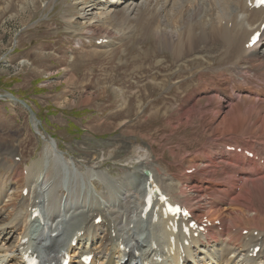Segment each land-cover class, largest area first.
<instances>
[{"label":"bare ground","instance_id":"6f19581e","mask_svg":"<svg viewBox=\"0 0 264 264\" xmlns=\"http://www.w3.org/2000/svg\"><path fill=\"white\" fill-rule=\"evenodd\" d=\"M137 1L97 0L89 6L87 13H81L80 19L89 27V31L99 30L104 24L111 25L115 31H105L106 37L110 39L116 34L126 35L134 25L141 24L139 32L144 33L143 36H155L158 46L165 44L173 52L170 53L175 57L174 61L202 53L204 56L201 59L210 61L201 73H204L205 78V73H213L214 79L212 83L202 84L195 93L185 97L184 102L188 105L177 111L178 120L187 124L198 120L206 124L207 128L208 124L217 121L212 131L220 132L222 139L233 135L232 129L236 127H230V122H242L245 123V133L249 131L251 137H244L241 145L234 142V137L228 139L235 149L241 148L240 152L225 149L198 152L191 168L192 171H197L184 174L186 180L174 177L180 174H170L166 169L165 172L158 167L151 154L136 163L137 169L148 172L147 176L133 178L132 167H129L127 176L113 181L95 171L86 157L83 158V164L72 161V167L64 157L57 155V146L52 151H44L40 161L27 167L26 197L21 201L19 214L8 222V215L3 217L2 203L13 192L9 183L2 182L0 185V243H4L0 244V264H11L16 260L23 264L22 257L29 251L36 255L41 264L54 261L61 254L68 256V264H83L82 257L87 255L92 256L90 264H264V230L257 225L264 223V216L254 203L257 192L264 190V55L255 59L257 46L264 42V29L257 44L252 48H245L249 37L260 30L264 22V8L250 9L246 3L253 0H210L201 3V0H142L143 4H138L140 1ZM132 3L135 5L131 6ZM184 5L189 6L188 11L183 12ZM168 6V12L161 16ZM165 16L169 17L166 23L161 21ZM166 24H169L170 32L167 31L169 28L166 29ZM100 37L103 36H96L95 39ZM246 65L252 67L251 78L260 79L262 84L247 83L249 74L242 69ZM236 69L243 74L242 82L235 83L236 91L231 97L227 95L230 91L226 90V86L233 83ZM185 84L186 82L178 83L176 87L183 88ZM241 85L245 88L242 89ZM196 91L202 94L212 93L214 101L212 97L206 98ZM8 95L3 97L7 98ZM235 95L238 100L233 102ZM203 98H206L205 107L197 109L201 103L198 101ZM8 99L16 103L10 95ZM242 108L246 110L241 111ZM201 112L207 114L201 115ZM30 119L36 125L34 114ZM36 130L38 131L37 126ZM217 138L220 140L213 139L216 146L222 141L218 135ZM256 139L259 141L257 147L261 149L258 155L251 151V140ZM124 149L121 146L119 150ZM245 152L252 153V158H247ZM113 153L114 156L121 155L118 151ZM142 153L143 156L146 155L144 151ZM124 158L126 157H122ZM126 159L131 160L128 156ZM44 160L47 162L45 167ZM172 163L179 165L176 159ZM218 163L224 164L226 170L217 173L215 169L218 168ZM80 167L86 170H81ZM199 167H202L201 170ZM51 174L52 177L55 174L54 177L64 184V190L58 182L52 185V181H48ZM150 178L171 203L182 205L190 211V220L199 221L206 217L211 223L207 232H198L194 236L197 232L194 229L188 237L180 232L171 235L165 229L166 220L159 218L156 223H151L149 216L141 217L143 193ZM96 179L105 183L99 196L90 199L93 194L88 195V184L94 188L93 181L97 182ZM199 179L201 184L198 187ZM203 181L206 182L205 185ZM185 190L187 193L192 191L195 197L203 199L205 206H199L196 211ZM65 191L67 194L64 197ZM57 193L61 195L57 196ZM154 206L159 204L155 201ZM35 212L38 215L32 219ZM98 218L100 223H96ZM215 221L219 222L218 226L214 225ZM243 230H247L246 235H241ZM255 231L256 236L253 235ZM171 236L175 241L174 251L171 250ZM8 243L12 245L6 247ZM256 247L260 249L253 256Z\"/></svg>","mask_w":264,"mask_h":264},{"label":"rangeland","instance_id":"374dc122","mask_svg":"<svg viewBox=\"0 0 264 264\" xmlns=\"http://www.w3.org/2000/svg\"><path fill=\"white\" fill-rule=\"evenodd\" d=\"M96 1L0 0V185L2 182L9 183L13 192L2 203L3 217L8 215L6 222L14 217L22 198L26 196L22 195L25 177L22 171L25 172L29 165L40 161L44 151H52L56 146L59 151L57 155L64 157L67 162L83 164V158L86 157L95 171L103 175L110 172L108 175L113 181L127 176L129 167H132L133 178L143 177L145 169H137L136 163L150 154L158 167L170 174H180L174 177L186 180L184 171L193 167L198 152L207 149L214 151L221 143L232 146L228 140L230 137H234V142L240 145L244 137H251L245 133V123L230 122L229 126L237 129H232L234 131L230 132L233 135L225 136L216 146L213 139H218L220 132L212 129L217 121L208 124V128L198 120L188 124L180 122L177 111L188 105L184 102L185 97L202 84L212 83L214 79L213 73H205V76H210L207 79L201 73L208 67L210 60L201 59L204 55L199 52L193 57L186 53L187 57L174 61L173 52L165 44L158 46L155 36H143L144 33L139 32L141 24L134 25L128 34H116L111 39L105 35V31H115L111 25L104 24L99 30L89 31V27L80 19L81 13H87L89 6ZM139 1L138 4L144 3ZM209 1L201 0L200 3ZM134 5L132 3L131 6ZM169 7L163 10L161 16L168 12ZM186 10H189L188 5H184L183 12ZM168 18L162 17L161 21L166 23ZM166 25V29L170 27ZM170 29L167 31L170 32ZM96 36H103L110 43L96 46ZM200 42L204 43L202 40ZM256 55L255 59L264 55V43L257 49ZM242 69L249 74V85L262 84L260 79L251 78L252 67L246 65ZM238 71L241 70L236 69L233 73L236 78L226 86L227 91H236L235 83L242 82L243 74ZM183 82H186L183 88L176 87ZM6 94L23 100L29 106L38 121L36 125L22 105L13 103L8 99L9 95L3 97ZM197 94L212 97V93ZM206 98L198 101L201 103L197 109L205 107ZM244 108L241 111L246 110ZM203 114L207 113L201 112ZM34 125L39 133L35 131ZM251 141V151L258 155L261 150L257 147L259 141ZM121 146L125 149L119 150ZM113 151L121 155L114 156ZM143 151L146 154L144 156ZM12 154L19 159L18 166L13 165ZM125 155L131 160L126 159ZM122 157H126L125 160ZM172 157L179 165L172 163ZM46 165L44 160L43 166ZM184 165L187 167H182V171L181 166ZM102 170H106V173ZM215 170L219 173L226 170V166L218 163ZM52 175L48 181H52V185L58 182L64 190V184L54 177L55 174ZM93 182L94 188L102 191L103 187L98 181ZM202 183L205 185L206 182ZM200 184L201 179L197 182L198 187ZM263 192H257L254 203L264 216ZM66 194L65 191L63 196ZM60 195L57 193V196ZM186 195L196 211L199 206H205V201L195 197L192 191ZM98 196H90V199ZM257 225L264 230V223ZM10 245L6 244V247ZM16 263L20 264L17 260L11 264Z\"/></svg>","mask_w":264,"mask_h":264},{"label":"water","instance_id":"95a60500","mask_svg":"<svg viewBox=\"0 0 264 264\" xmlns=\"http://www.w3.org/2000/svg\"><path fill=\"white\" fill-rule=\"evenodd\" d=\"M10 97L12 98V99H14L16 102H18V103H20L29 113H30V116H32V114H34L31 110H30V108L28 107V105H26V103H24L23 101H21V100H18V99H16L14 96H12V95H10Z\"/></svg>","mask_w":264,"mask_h":264}]
</instances>
